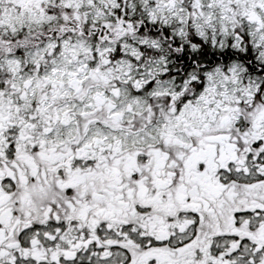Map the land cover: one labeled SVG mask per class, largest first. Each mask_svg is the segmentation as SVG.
<instances>
[{
	"label": "snow or ice",
	"instance_id": "1",
	"mask_svg": "<svg viewBox=\"0 0 264 264\" xmlns=\"http://www.w3.org/2000/svg\"><path fill=\"white\" fill-rule=\"evenodd\" d=\"M0 264H264V0H0Z\"/></svg>",
	"mask_w": 264,
	"mask_h": 264
}]
</instances>
